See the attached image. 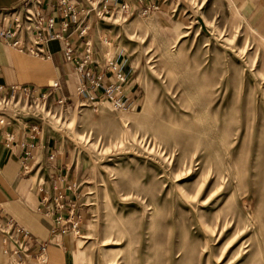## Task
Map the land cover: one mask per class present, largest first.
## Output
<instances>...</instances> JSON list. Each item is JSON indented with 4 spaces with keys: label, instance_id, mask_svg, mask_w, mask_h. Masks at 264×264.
<instances>
[{
    "label": "rangeland",
    "instance_id": "obj_1",
    "mask_svg": "<svg viewBox=\"0 0 264 264\" xmlns=\"http://www.w3.org/2000/svg\"><path fill=\"white\" fill-rule=\"evenodd\" d=\"M177 1L113 17L134 105L72 96L44 119L86 174L74 264H264V3L250 22Z\"/></svg>",
    "mask_w": 264,
    "mask_h": 264
},
{
    "label": "crops",
    "instance_id": "obj_2",
    "mask_svg": "<svg viewBox=\"0 0 264 264\" xmlns=\"http://www.w3.org/2000/svg\"><path fill=\"white\" fill-rule=\"evenodd\" d=\"M76 2L77 10L87 7L83 0ZM126 1L134 13L154 11L159 15L173 16L181 13L177 0H110L111 8ZM235 8L247 21L259 19L264 0H232ZM21 0H0V8L19 5ZM41 11L46 18L52 16L56 23L46 34L58 31L60 19L55 0H42ZM180 15V14H179ZM114 17V16H113ZM100 19L90 14L88 33L77 35L72 28L65 32L74 54L81 56L83 41L89 38L97 59L105 58L106 52L113 56L127 74L125 83L126 100L135 104L139 98L136 77L133 76L130 53L116 41L119 23L114 18ZM117 31V32H116ZM48 58H39L21 53L0 41V86L8 92L10 86H30L39 91L52 80H58L61 89L57 97L74 96L80 79L73 67L65 61L62 41L49 40L46 44ZM103 65L100 63L101 68ZM106 76L109 74L105 71ZM10 135V136H9ZM30 154L27 155L26 152ZM72 159L62 152L61 143L48 123L37 116L24 115L18 122L0 125V222L13 220L29 232V255L25 264H37L36 256L44 246V262L41 264H74L75 239L67 233L52 231L53 224L44 214L40 200L44 191L53 187L61 190L66 199L74 201L81 215V228L89 215L80 201L78 187L85 180V172L72 167ZM0 264H12L2 253Z\"/></svg>",
    "mask_w": 264,
    "mask_h": 264
},
{
    "label": "built area",
    "instance_id": "obj_3",
    "mask_svg": "<svg viewBox=\"0 0 264 264\" xmlns=\"http://www.w3.org/2000/svg\"><path fill=\"white\" fill-rule=\"evenodd\" d=\"M87 7L77 10L76 2L70 0H55L58 8V31L46 34L44 29L54 27L56 20L52 16L44 17L41 11L42 0H21V3L8 8H0V41L18 52L48 58L46 44L49 40L62 41L64 58L81 80L76 87L75 97L79 104L104 101L113 109L127 110L130 103L126 100L125 83L127 74L119 63L106 52V57L97 59L93 44L86 38L83 41L82 55L74 54L73 47L65 34L68 28L79 36L88 33L90 14L97 18L111 19L118 12L129 16L132 12L126 1L111 8L110 0H83ZM100 63L103 65L98 69ZM105 71L109 74L106 76ZM61 89L58 80H52L40 91L30 86H10L8 92H2L0 86V125L18 122L24 115L37 116L44 120L50 115L55 105L62 107L73 97H57ZM45 114V115H44ZM10 136V135H9ZM30 154L29 151L26 152ZM53 189H56L53 187ZM43 190L40 204L44 214L53 224L52 231L81 236V215L76 203L66 199L61 190ZM0 247L2 253L12 264H25L30 257L29 232L13 220L0 222ZM44 246L39 250L37 264L44 262Z\"/></svg>",
    "mask_w": 264,
    "mask_h": 264
}]
</instances>
